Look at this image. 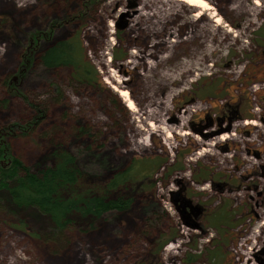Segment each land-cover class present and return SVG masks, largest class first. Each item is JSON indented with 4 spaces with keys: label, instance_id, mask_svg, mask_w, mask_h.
<instances>
[{
    "label": "rangeland",
    "instance_id": "374dc122",
    "mask_svg": "<svg viewBox=\"0 0 264 264\" xmlns=\"http://www.w3.org/2000/svg\"><path fill=\"white\" fill-rule=\"evenodd\" d=\"M207 1L221 17L217 25L207 15L216 36L199 31L207 22L178 0H0V127L28 122L30 103L43 111L42 122L8 138L12 154L35 169L53 138L82 165L93 155L85 167L95 181L130 165L150 168L126 190L130 209L106 214L87 231L69 229L59 248L12 228L0 211V264H242L241 252L253 247L244 240L256 230L253 262L264 264V215L257 216L264 214V0ZM136 8L147 14L133 19ZM53 20L63 24L39 41L21 76L29 35ZM72 37L100 85L77 83L70 67L40 62L52 43ZM205 39L211 42L203 46ZM186 64L196 66L183 74ZM112 84L128 91L135 111ZM182 113L191 136L179 134ZM157 114L174 125L170 148L161 143L165 133L151 132ZM252 119L258 125L244 123ZM79 126L92 139L72 136ZM200 132L214 144L197 155L209 147L194 143ZM223 132L230 138L219 140ZM91 141L93 152H83ZM170 244L179 245L177 253L166 251Z\"/></svg>",
    "mask_w": 264,
    "mask_h": 264
},
{
    "label": "trees",
    "instance_id": "16d2710c",
    "mask_svg": "<svg viewBox=\"0 0 264 264\" xmlns=\"http://www.w3.org/2000/svg\"><path fill=\"white\" fill-rule=\"evenodd\" d=\"M62 24L61 20H53L45 31L29 35L28 45L21 54V66L25 67L21 76L31 66L39 41L50 40ZM81 46L79 37L57 40L42 52L40 62L51 69L70 67L77 83L100 85L101 78L94 68L82 60ZM124 58L125 55L114 56V59ZM7 81L8 92H16V86L9 85ZM30 106L33 117L28 122L0 127V211L12 228L28 232L38 241L59 248L65 242L69 229L87 231L106 214L130 209L133 198L126 194V190L150 168L142 170L130 165L115 171L105 181H95L85 167L91 164L93 155L88 154L87 164L82 165L75 155L53 138L49 139L53 142L49 153L35 169L26 166L12 154L8 138L17 133L25 134L29 128L43 121L41 107L33 103ZM70 133L74 137L88 136L92 139L85 126L73 128ZM82 151L93 152V141ZM165 243L161 242L160 247Z\"/></svg>",
    "mask_w": 264,
    "mask_h": 264
},
{
    "label": "bare ground",
    "instance_id": "6f19581e",
    "mask_svg": "<svg viewBox=\"0 0 264 264\" xmlns=\"http://www.w3.org/2000/svg\"><path fill=\"white\" fill-rule=\"evenodd\" d=\"M160 2L163 1V3H167L168 0H159ZM178 1H181L183 3H185L187 5V8L189 10H193L195 11V19L197 21H202V20H205L206 25H204V27L200 28L199 31L201 30L203 33H206L205 35L206 36H210V35H217V33L213 30L210 29V25L211 22L210 20L208 19L207 15H209V18H213V21L217 24V25H220L221 23V17L219 16V14L216 15V12H215V9L213 7V5L208 2L207 0H178ZM255 5L256 6H260L261 3L259 2V0H255L254 1ZM116 4V3H115ZM171 9L169 10L166 9L165 10V13L166 14H169L171 13ZM147 13H145L144 11H142V9H139V8H136L135 11L132 10L129 12V15L132 16L133 19H136L134 18L135 15H145ZM134 21V20H133ZM110 25V24H109ZM169 34H173L174 32L173 31H168ZM172 37H174V35H172ZM170 42H175L176 44H179L177 41V39L175 38H171L170 39ZM206 42H211V41H207L206 39L202 41V45L204 46ZM210 52L211 53H215V52H218L217 51V48H214V49H210ZM144 53V52H143ZM146 54V53H145ZM144 55H142L140 52L137 54V56L141 59H144ZM195 58V57H194ZM205 54L200 57V58H195L196 61L198 62L197 65L198 66H202V64L204 63L205 61ZM196 65L194 64H186L184 65V70H183V74L184 73H188L190 70H192ZM115 81L117 83H120L121 82V79L120 77H116L114 78ZM106 83L110 84L109 83V79H106L105 80ZM111 88L115 91H117L119 93V96L123 99V101L125 102L127 108L131 111H135L136 110V105L134 103V101L129 97V94H128V91L126 89H118L116 85L112 84L110 85ZM258 108L256 107L255 110H257ZM191 111H194V109H191ZM156 113L155 111L152 112V114ZM147 116L148 115H151V113H149L147 111ZM183 113L181 114V118H179V123H177V128L180 129V135L183 136V137H186V136H191L192 135V131L189 130V129H186L184 128V121H183ZM156 118L158 120V123L159 125H156L154 124L152 121L149 122V126L151 128V132H156V131H159L161 130L162 133H165V137L164 139H162L161 143L163 144V146H165L166 148H170L172 147L171 145V140L173 139V129H174V125L169 123L163 116H160L159 114L156 115ZM245 124H252V125H258L256 120L255 119H252L250 121L246 120L244 121ZM178 133V132H177ZM209 133L211 134L212 131H209ZM234 135V133L231 134V136ZM195 140H194V143L198 144V145H208L209 147H203L201 151H198L196 152L197 155H201L202 153H208L210 150H211V147L212 145L214 144L213 141H210V142H206L204 141L203 139V136H204V133L203 132H200L199 134H195L193 135ZM227 138H230V135L226 134V132H223L220 134V136L218 137L219 140H226ZM146 139L143 138V140H138L139 143H143V144H146L145 143ZM264 214L262 211L258 210L257 212V216L258 217H262ZM260 232L261 231H254V232H250L249 236L246 237V239L244 241H247L249 239L252 240V243H253V247H247L246 250L244 252H241L244 259H243V263L242 264H255L253 262V255H254V250L256 248V244H255V240L257 239V237L260 235ZM255 244V245H254ZM243 246V243L241 244L240 248H242ZM178 248H179V245L178 244H170L167 246L166 248V251L169 252V253H177L178 251Z\"/></svg>",
    "mask_w": 264,
    "mask_h": 264
},
{
    "label": "flooded vegetation",
    "instance_id": "af4514ba",
    "mask_svg": "<svg viewBox=\"0 0 264 264\" xmlns=\"http://www.w3.org/2000/svg\"><path fill=\"white\" fill-rule=\"evenodd\" d=\"M21 58V57H20ZM125 59V58H124ZM124 59H122V60H124ZM21 60L23 61V59L21 58ZM24 70V69H23ZM9 85H11V82H9Z\"/></svg>",
    "mask_w": 264,
    "mask_h": 264
},
{
    "label": "water",
    "instance_id": "95a60500",
    "mask_svg": "<svg viewBox=\"0 0 264 264\" xmlns=\"http://www.w3.org/2000/svg\"><path fill=\"white\" fill-rule=\"evenodd\" d=\"M14 80L16 79V77L14 76V78H13ZM186 202V201H185Z\"/></svg>",
    "mask_w": 264,
    "mask_h": 264
}]
</instances>
